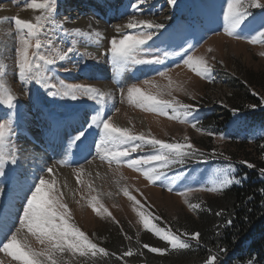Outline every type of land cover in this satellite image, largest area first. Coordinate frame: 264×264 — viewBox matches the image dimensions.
Segmentation results:
<instances>
[{"label": "rangeland", "instance_id": "374dc122", "mask_svg": "<svg viewBox=\"0 0 264 264\" xmlns=\"http://www.w3.org/2000/svg\"><path fill=\"white\" fill-rule=\"evenodd\" d=\"M186 1L188 0H177L176 6L171 7L166 5V0H148L149 7L159 9L163 6L162 11H156L151 15L146 13L144 16H139L138 19H152L164 23L166 29L162 30L163 35L160 39L155 40V46L152 48L145 47L143 57L151 58L156 54L163 55L164 51L169 53L179 52L181 45L187 48L191 44L194 47L189 54L198 58L202 57L208 62L212 67V79L216 65L220 72L218 78L223 76L220 81L217 79L212 84L207 79L198 76L187 65H184L181 57L172 55L167 58L164 65L136 66L118 77L119 84L114 83L115 69L111 64L109 41L113 36L119 38V35L117 33L107 34L106 29L104 30L98 26H82L80 18L74 17V14L81 12L73 9L69 13H63L60 9L59 0L56 19L62 21L66 29L70 32L74 28H80L83 31H100L104 39L97 44L95 37L92 39L75 37L77 41L76 51L71 54L70 59L58 62L55 66L57 69L54 73L56 80L64 79L66 83L91 85L99 88L102 92L110 93V97L105 98L103 105H97L95 102L86 99L77 101L53 99L47 96L43 89L35 83L29 86L30 92H27L25 87L18 81L15 56V48L18 46V34L11 18L18 16L21 19L32 20L33 22H35V18H26L19 13L8 16L7 20H5V17L0 18L2 82L11 88L19 104L16 113L11 114L15 130L12 140L17 145L19 163L14 166V170L12 168L8 169L7 176L3 178L4 183L0 184V189H4L0 193V207H4L8 203L14 205V211H18L24 202L27 181L30 185L36 179V174L38 176L43 175L45 179H55L54 189H59L60 192L64 193L63 202L68 205L71 213L69 222L84 232L98 247L106 249L104 244L116 232H122L125 237L130 236L127 231H136V233L138 232L137 236L147 233L155 236L150 229L143 227L138 212H143L158 227L175 233L181 239H188V237L182 235L184 233L182 230L175 229L173 225L176 224L175 227H177L179 226L178 221L198 217V212L203 208L206 199H214L213 196L216 195V192H209L203 190V188L211 186L213 181L219 179L218 171L228 164H218L214 159L200 161L198 158L200 156H191L186 158L183 165H170L171 170L164 169L168 179L164 186H161L160 181L155 183L148 181L141 171L128 167L126 163L117 164L113 162L109 165L107 160H101L94 147V141L99 142V134L95 130L88 132L87 140L78 148L75 145L69 147L68 139L81 128L91 114H95V111L103 107L104 112L101 115H111V122L116 127L128 128L134 135L143 133L149 140L154 138L167 143H191L195 149L202 152L203 150L199 147L197 141L210 136L208 133L211 131L201 125L199 121L214 112L213 104H216L218 108L227 107L224 102L228 97L227 93L230 91L227 84L228 76L237 72L241 74V71H243L246 72L245 80L249 81V79L258 77L260 82L264 83V76H262L264 75V43H260L259 40L256 43L249 42L252 35H254V31L250 28L241 30L242 37L247 39H237L234 36L227 35L223 31L221 13L222 8L226 5L223 4L222 0ZM25 2L21 6L10 4L6 7L16 9V11L29 9L28 3L31 0ZM260 2L264 3V0H260ZM129 4L126 3L125 6L119 8L124 7L125 9L122 8L121 10L126 13ZM249 11L253 12L259 19L261 10L249 9ZM126 16L128 15L126 14ZM197 16H200L201 20L204 21L200 26L193 23V19ZM127 19L109 22V24H118L127 21ZM124 31L127 32L128 30L124 29ZM41 38L43 39V37ZM62 40L63 43L59 46L63 50L71 46V36H64ZM148 43L152 44V41ZM176 64L180 66L176 67ZM65 69H69V71H65ZM164 70H167L166 76L161 77L158 75V71ZM145 80L150 83L145 84ZM132 85L140 87L146 94L156 95L158 99L175 100L183 104L193 105L195 112L188 116L185 122H181L179 119H171L153 111H145L128 102L127 88ZM250 87L253 94L264 99V88ZM121 89H123V95ZM169 92L171 95L168 94ZM208 96L211 98L210 103L203 102L202 99L209 98ZM259 107L263 109L264 104ZM115 109H119V111L117 112ZM9 114L10 110L0 105V120L8 118ZM72 114H79L78 118L80 120L68 124L65 120L69 116L71 117ZM240 115L243 119V111L239 110L233 114V118L229 121L230 129H228V132H232L233 127L238 125L234 119ZM55 120L61 121V128L66 127L65 132L60 131L57 133L53 129L49 131L52 128V122ZM192 122H196V128L192 126ZM245 127L252 134L261 131L257 126ZM197 129H203V131ZM25 133H28L29 136H35L41 142L40 150L28 141ZM56 134L61 135L60 141L55 142V144L49 142L48 135L55 136ZM213 140L218 151L227 146V142H223L222 134H215ZM138 143H141V147L136 152L131 153L129 158L154 153L150 143ZM59 161H65L66 163L61 164L58 163ZM53 166V173H47L45 169ZM232 171L235 174L234 169ZM17 173L18 175H16ZM13 177L18 180L13 179ZM169 186H172L174 190L168 191ZM189 187L194 189L188 192L189 202L201 205L196 211L191 210L184 203L185 197L178 195L179 190ZM125 189L131 196L135 197V201L130 200L124 194ZM13 193H19L22 200L20 202L16 201V204L10 202L11 198L7 200V197L14 196L16 198ZM93 199H95L98 206L103 205L107 212L101 211L98 215L93 211L89 203ZM191 213L195 216H192ZM153 217H159V219H152ZM143 231L147 233H142ZM147 235L148 238H151L149 234ZM192 242L193 240L190 241L191 244ZM30 243L34 248L39 249L42 247L34 238H30ZM164 243L162 242V244ZM129 246L133 247V244L131 243ZM106 251L109 255L97 254L103 256V264L113 259V257H115L114 261L122 262L120 259L121 254L110 250ZM113 253L115 255H112ZM89 256H80L78 253L73 255L65 252L63 254V264L84 263V259H93ZM0 257H3L5 262L10 259L5 257L3 253H0ZM129 260L135 262L137 257L132 255ZM100 261L97 259L95 263L98 264Z\"/></svg>", "mask_w": 264, "mask_h": 264}, {"label": "snow or ice", "instance_id": "6c2138e0", "mask_svg": "<svg viewBox=\"0 0 264 264\" xmlns=\"http://www.w3.org/2000/svg\"><path fill=\"white\" fill-rule=\"evenodd\" d=\"M58 2L59 0H31L28 7L41 11L40 15L35 16V22L21 19L18 16L11 18L18 34V46L15 48L18 81L27 92H30L29 86L35 83L43 89L47 96L53 99L71 101L86 99L97 105H103L105 98L110 97V93L102 92L99 88L91 85L66 83L64 79L56 80L54 73L57 69L55 66L58 62L70 59L71 54L76 51L75 37L88 39L95 37L97 44L104 39L100 31H83L80 28H74L70 32L66 29L63 22L56 19ZM166 2L171 7H175L177 4V0H166ZM222 2L226 5L222 8L221 15L223 31L227 35L237 39H247L242 37L241 30L250 28L254 31V35L249 42L256 43L259 40L260 43H264V3H261L260 0H222ZM162 8L163 6L159 9L149 7L148 0H132L128 11L122 14V16L127 14L128 20L126 24L116 26L115 31L119 38L113 36L109 41L111 64L115 69L113 82L119 84L118 77L136 66L164 65L170 55L181 57L184 65L191 68L201 78L212 82V67L204 58L189 54L194 47L191 44L187 48L181 45L179 52L164 51L163 55L156 54L151 58L143 57L145 47L155 46V40H159L163 35L162 30L166 29V25L152 19H138V17L144 16L146 13L154 14L156 11H162ZM249 9L261 10L259 19ZM7 19L5 17V20ZM124 29L128 31L126 32ZM64 36L72 37L71 46H68L66 50L59 46L63 43L62 37ZM149 41H152V44H149ZM175 66L179 67L180 65L176 64ZM65 71H69V69H65ZM166 74L167 70L158 71V75L161 77ZM2 77L3 69L0 67V105L10 110L8 118L0 120V184L4 183L3 178L7 176L8 169L14 170V166L19 163L17 145L12 140L15 130L14 121L11 118V114L16 113L19 104L11 88L2 82ZM144 83L150 82L145 80ZM121 93L123 95V89H121ZM168 94L171 95L170 92ZM127 100L145 111H153L171 119H179L181 122H185L187 117L195 112L193 105L175 100L158 99L156 95L146 94L136 85L127 88ZM261 103L264 104V99ZM250 107L255 108L257 105H250ZM115 111L118 112L119 109H115ZM238 111V109H233L234 113ZM102 112H104V108L100 107L95 111V114H91L89 119H86L74 135L68 138L69 147L75 145L78 148L87 140L88 132L95 130L99 134V142L94 141V147L101 160H107L109 165L113 162L126 163L128 167L141 171L148 181L152 183L160 181L161 186H164L168 179L164 169L171 170L170 165H183L186 158L191 156H205V153L195 149L191 143H167L154 138L149 140L143 133L134 135L128 128L114 126L111 122V115L102 116ZM192 126L196 128V122H192ZM197 130L203 131V129ZM208 134L215 135L212 132ZM185 139L187 140V138ZM138 142L150 143L154 153L129 158L131 153L141 147V143ZM215 155L216 152L213 150L212 156ZM220 155L223 156V153ZM224 159L227 161L229 157L224 156ZM58 163L66 162L59 161ZM247 166L255 167L251 163H247ZM45 170L52 174L54 166L47 167ZM260 172L264 176V169H261ZM217 175L219 179L213 181L211 186L204 187L203 190L221 192L232 184L241 182L234 176L231 164L220 169ZM55 184V179L48 180L40 175L31 185L27 186L24 202L18 211H14L12 204L6 208L0 207V253L10 258L5 262V259L0 257V264H63L65 252L73 255L78 253L80 256H96L98 253L109 255L106 249L98 247L84 232L69 222L71 213L68 205L63 202L64 193L59 189H54ZM167 190L173 191L174 188L169 186ZM193 190L191 187L179 190L178 195L185 197L184 203L191 210L196 211L201 205L192 204L187 198L188 192ZM3 191L4 189H0V193ZM261 191L264 192V189ZM124 194L130 200L135 201V197L131 196L127 189L124 190ZM89 203L98 215L101 211L107 212L103 205L98 206L95 199ZM137 214L143 227L150 229L156 237L166 241L171 249H189L192 247L190 243L192 240H195L199 245V232H184L182 235L188 239H181L175 233L166 231L152 223L143 212ZM216 215H221V212H217ZM152 219H159V217ZM227 223L231 224V220ZM30 238H34L42 247L34 248L30 243ZM126 238L131 239L130 237ZM142 247L160 255H164L168 251L167 248L155 247L147 243ZM219 253L226 255L227 249L222 247L219 249ZM132 255L133 251L129 248L121 253L120 259L123 260L124 257ZM204 264H225V260H221L219 255H209ZM248 264H257V262L250 258Z\"/></svg>", "mask_w": 264, "mask_h": 264}, {"label": "trees", "instance_id": "16d2710c", "mask_svg": "<svg viewBox=\"0 0 264 264\" xmlns=\"http://www.w3.org/2000/svg\"><path fill=\"white\" fill-rule=\"evenodd\" d=\"M245 74L246 72L241 71V74L237 72L230 75L231 80L228 77L230 91L224 102L227 107H219L217 112L199 121L212 133L222 134L223 142H227V146L218 151L213 140L215 135L199 139L197 143L205 153V156L198 157L200 161L214 159L221 165L231 164L235 171L234 176L241 181L224 191L216 192L214 199H206L196 219L188 218L178 221L177 227L176 224L173 225L175 229L183 232H199V245L193 240L189 249H171L165 241L145 231L142 233L149 234L151 238H148L147 234L137 236L138 232L127 231L130 234L128 237L131 238L127 239L122 232H116L111 233L112 237L104 244L106 250L121 254L131 248L137 260L134 262L129 260V257H124L120 263L114 261L113 257L104 264H204L209 255H219L221 260H225V264H248L250 258L257 264H264V192L261 191L264 189V176L260 172L264 169V108L259 107L262 99L253 94L250 87L264 88V83H261L258 77L245 80ZM202 101L210 103L211 98ZM250 105L257 107L252 108ZM233 109L243 111L244 118L240 115L234 119L238 125L233 127L232 132H228ZM245 126H257L261 131L252 134ZM213 150L216 152L214 157ZM220 153H223V156ZM224 156L229 159L226 161ZM242 162L251 163L255 167L249 168L247 163ZM217 212H221V215L217 216ZM191 215L195 216L193 213ZM229 220L231 224L227 223ZM162 242H165V245ZM131 243L133 247L129 246ZM145 243L171 250L168 249L164 255L152 253L142 247ZM222 247L227 249L226 255L219 253ZM102 257L90 255L89 258L93 259H84L85 262L80 264H96L97 259L101 260L98 264H103Z\"/></svg>", "mask_w": 264, "mask_h": 264}, {"label": "bare ground", "instance_id": "6f19581e", "mask_svg": "<svg viewBox=\"0 0 264 264\" xmlns=\"http://www.w3.org/2000/svg\"><path fill=\"white\" fill-rule=\"evenodd\" d=\"M26 0H0V17H5V16H12L14 13H19V14H21L23 17H26V18H35V16H37V15H39V14H41V11L40 10H36V9H31V8H29V9H22V10H20V11H16V9H11V8H7L6 7V5H14V6H21L24 2H25ZM74 1H76V0H74ZM129 1V0H128ZM127 1V2H128ZM26 3V2H25ZM69 9H74V10H78V11H80L81 13H83V11L85 10V7L86 6H82V5H80V4H75L74 6H71L70 4H69ZM124 8V7H123ZM128 8V7H127ZM125 9V8H124ZM128 10V9H127ZM126 10V11H127ZM81 13H79V16H76V17H79L80 19V24H82V26L84 25V27L86 26V27H88V26H91V27H103V28H105L106 29V33L107 34H112V33H116V31H115V28H116V26H118V25H121V24H126V22L127 21H123V22H121V23H118V24H109V23H107V24H105V23H103V22H98V21H93L90 17H88L87 15H85V14H81ZM125 16H126V14H125ZM120 19H122V18H120ZM106 20V22H108V21H110V20H108V19H105ZM111 22H113V21H111ZM115 23V22H114ZM117 23V22H116ZM98 24V25H97ZM101 25V26H100ZM104 29V30H105ZM221 76V75H220ZM223 76H221L220 78H218V81H220L221 80V78H222ZM225 77V76H224ZM214 106H216L217 107V105L215 104ZM218 108V107H217ZM78 120H80L77 116H73L69 121H68V123H70V122H77ZM146 123V122H145ZM57 125V124H56ZM56 125H54V129H57L58 131L59 130H61V127H60V125H58L59 126V128H58V126H56ZM62 126V125H61ZM33 141L34 140H29V142H32L33 143ZM39 144H41L40 142H36V141H34V143H33V146L34 147H36L37 149H39L40 150V145ZM77 157V156H76ZM11 198V199H10ZM12 198H14V196H12V197H7V200L8 199H10V202H12L13 204H16L14 201H15V198L13 199V201H11L12 200ZM9 205L8 203H6L5 205H4V208H6L7 206Z\"/></svg>", "mask_w": 264, "mask_h": 264}]
</instances>
